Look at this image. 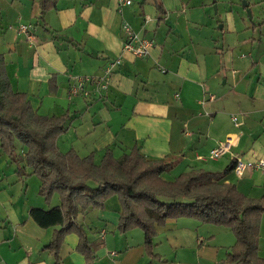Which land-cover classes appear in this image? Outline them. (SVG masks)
I'll list each match as a JSON object with an SVG mask.
<instances>
[{
    "label": "crops",
    "instance_id": "obj_1",
    "mask_svg": "<svg viewBox=\"0 0 264 264\" xmlns=\"http://www.w3.org/2000/svg\"><path fill=\"white\" fill-rule=\"evenodd\" d=\"M4 1L16 25L1 32L3 69L33 110L68 112L56 140L60 151L94 152L99 161L106 148L118 157L135 145L149 158L173 163L165 178L201 167L226 170L231 182L233 158L264 157V0H246L242 8L237 0H132L121 7L116 0H56L44 12L38 0ZM251 5L257 21L243 18L246 7L252 18ZM123 22L152 42L146 56L122 51ZM21 23L31 26V40L17 33ZM116 57L106 90L87 84L88 96L68 97L77 77L100 75ZM229 134L230 149L210 158ZM15 170L0 151V264H53L47 247L53 227L39 226L29 210L58 204V195L47 204L36 175L20 178ZM235 180L249 196L264 194L257 171ZM119 211L113 195L103 208L80 213L92 258L76 249L78 236L71 232L59 249L61 264H220L235 240L230 227L181 216L157 228L148 254L142 232L117 229ZM259 232L261 246L264 214Z\"/></svg>",
    "mask_w": 264,
    "mask_h": 264
},
{
    "label": "trees",
    "instance_id": "obj_2",
    "mask_svg": "<svg viewBox=\"0 0 264 264\" xmlns=\"http://www.w3.org/2000/svg\"><path fill=\"white\" fill-rule=\"evenodd\" d=\"M55 2L38 0L41 12ZM3 65L0 52V151L16 165L18 177H38V193L47 204L58 195V204L29 210L39 226L53 227L47 244L53 264H61L59 249L71 232L78 236L76 249L87 260L92 258L93 241L77 216L103 208L113 195L120 203L117 229L141 228L148 254H152L157 228L169 218L186 216L232 229L234 243L220 264H264L258 247L264 194L252 197L241 192L234 182L226 181V170L191 167L165 178L173 163L149 158L135 145L118 157L106 148L99 161L94 152L83 156L73 148L62 152L56 140L67 128L68 112L44 115L33 110L25 93L11 88Z\"/></svg>",
    "mask_w": 264,
    "mask_h": 264
},
{
    "label": "built area",
    "instance_id": "obj_3",
    "mask_svg": "<svg viewBox=\"0 0 264 264\" xmlns=\"http://www.w3.org/2000/svg\"><path fill=\"white\" fill-rule=\"evenodd\" d=\"M131 2L132 0H116L119 7L128 5ZM121 29L123 34L122 51L129 52L137 57H144L149 53V48L152 44L149 39L138 35L127 22L122 23ZM17 33L23 35L27 40H31L33 37L31 26L26 23L19 24L17 27ZM119 61L120 57L108 61L104 66L102 73L98 76L77 77L68 88V97L76 95L88 96L90 90L87 88V84H93L98 91L106 90L110 83L112 70ZM209 98L212 99L213 96L210 95ZM231 118L235 124L239 123L235 114H231ZM233 141L234 137L231 134L227 135L224 140L219 141L217 145L209 151V157L212 159L220 157L230 149ZM233 159L232 171L234 174L241 176L246 171H258L264 175V157L255 159L235 157Z\"/></svg>",
    "mask_w": 264,
    "mask_h": 264
},
{
    "label": "rangeland",
    "instance_id": "obj_4",
    "mask_svg": "<svg viewBox=\"0 0 264 264\" xmlns=\"http://www.w3.org/2000/svg\"><path fill=\"white\" fill-rule=\"evenodd\" d=\"M237 4L240 8H242V0L239 2L237 0ZM211 9H212V12H215V7H214V3L211 5ZM251 12H252V18L249 17L248 13L245 11L243 12V18L245 21H249V20H252V21H257V11H256V8L254 6L251 5ZM14 15H15V12L13 11L12 8H10L8 6V4L3 0V1H0V36H1V32L2 31H7L9 30L10 28H13L15 27L16 23L14 22ZM219 25V24H218ZM16 144V148L17 150L20 149V143L18 141L15 142ZM258 172V171H257ZM177 174V173H176ZM261 174V173H259ZM165 176L167 175L166 173L164 174ZM173 175L175 174H171V177H174ZM35 176V175H34ZM168 176V175H167ZM235 176L237 177L238 175L236 174H232L230 172V178L233 182L236 183V180H235ZM34 178H38L37 176H35ZM136 230L139 231V232H142V229L139 228V227H136ZM260 233V232H259ZM262 235V241H261V246H260V236H259V242H258V247H259V250L261 249L262 252H264V232L261 233Z\"/></svg>",
    "mask_w": 264,
    "mask_h": 264
},
{
    "label": "water",
    "instance_id": "obj_5",
    "mask_svg": "<svg viewBox=\"0 0 264 264\" xmlns=\"http://www.w3.org/2000/svg\"><path fill=\"white\" fill-rule=\"evenodd\" d=\"M242 4L246 6L247 5V1L246 0H242ZM246 12L250 16V9L248 7H246Z\"/></svg>",
    "mask_w": 264,
    "mask_h": 264
}]
</instances>
